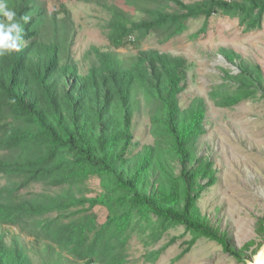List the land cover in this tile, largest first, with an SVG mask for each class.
<instances>
[{
	"label": "trees",
	"instance_id": "1",
	"mask_svg": "<svg viewBox=\"0 0 264 264\" xmlns=\"http://www.w3.org/2000/svg\"><path fill=\"white\" fill-rule=\"evenodd\" d=\"M79 1L110 16L103 31L115 50L154 36L164 45L202 21L191 35L198 39L215 15L237 20L244 33L264 26V0ZM7 4L29 21L22 50L0 57V179L6 182L0 186V224L33 238L35 247L26 252L16 238L7 242L0 234V264H128L134 237L152 246L179 227L192 236L191 245L203 239L239 264L252 260V244L235 247L199 207L201 191L216 183L217 172L210 159L195 158L206 100L196 97L184 107L180 99L190 63L156 49H139L126 63L93 46L81 68L71 55L75 26L62 1ZM222 52L229 62L240 61V72L225 71L223 83L212 88L215 105L264 99L261 66ZM143 109L155 143L130 161L132 119ZM130 162L135 164L128 169ZM95 179L102 192L89 196ZM34 185L42 192L27 193Z\"/></svg>",
	"mask_w": 264,
	"mask_h": 264
},
{
	"label": "rangeland",
	"instance_id": "2",
	"mask_svg": "<svg viewBox=\"0 0 264 264\" xmlns=\"http://www.w3.org/2000/svg\"><path fill=\"white\" fill-rule=\"evenodd\" d=\"M60 1L61 7L70 12L75 26L71 55L81 68L87 65L84 54L93 46L113 51L126 63L139 49H156L190 63L186 89L180 99L184 107L196 97L206 100L208 110L204 132L196 143L195 158L210 159L217 172L216 183L201 191L199 207L213 226L228 233L235 247L241 249L248 243L252 244L250 253L253 259L264 241V228L261 226L264 220V99L221 108L215 105L210 92L223 83L225 71L234 75L240 72L237 66L240 61L229 62L222 52L224 50L236 52L248 63L259 64L264 74V26L260 31L244 33L237 20L215 15L207 31L198 39H192L191 35L203 27L202 21L189 23L188 34L167 44L162 45L154 36L146 38L139 47L129 43L127 47L115 50L103 31L110 16L101 7L79 0ZM182 1L194 4L204 0ZM169 7L165 5L164 9ZM148 113L149 110L139 111L132 119L134 139L126 156L130 161L141 158L144 149L155 143ZM130 163L132 165L127 164L126 168L130 169L135 164ZM5 183L1 180L0 186ZM203 183L207 184V181ZM89 188L92 190L89 196L102 192L98 179L91 181ZM42 190L41 186L34 185L26 192ZM0 234L6 236L7 242L16 238L21 248L33 253V238L19 229L0 224ZM191 241L192 236L186 234L182 227L170 230L152 246L134 237L129 247L128 264H239L218 243L202 239L191 245ZM34 264H39L36 259Z\"/></svg>",
	"mask_w": 264,
	"mask_h": 264
},
{
	"label": "clouds",
	"instance_id": "3",
	"mask_svg": "<svg viewBox=\"0 0 264 264\" xmlns=\"http://www.w3.org/2000/svg\"><path fill=\"white\" fill-rule=\"evenodd\" d=\"M28 21L27 15L17 18V12L8 7L7 0H0V57L22 50L23 24Z\"/></svg>",
	"mask_w": 264,
	"mask_h": 264
},
{
	"label": "water",
	"instance_id": "4",
	"mask_svg": "<svg viewBox=\"0 0 264 264\" xmlns=\"http://www.w3.org/2000/svg\"><path fill=\"white\" fill-rule=\"evenodd\" d=\"M246 264H264V244L258 251V253L254 256V258L250 261H247Z\"/></svg>",
	"mask_w": 264,
	"mask_h": 264
}]
</instances>
